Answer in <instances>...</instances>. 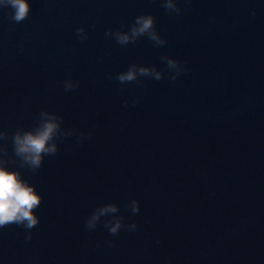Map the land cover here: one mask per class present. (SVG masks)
<instances>
[{
  "label": "clouds",
  "instance_id": "9594fccd",
  "mask_svg": "<svg viewBox=\"0 0 264 264\" xmlns=\"http://www.w3.org/2000/svg\"><path fill=\"white\" fill-rule=\"evenodd\" d=\"M180 2L181 0H161V6L167 13L179 16L184 12ZM183 2L190 4L191 0H183ZM9 8L12 10L9 13V18L17 24L27 20L31 11L29 0H0V10ZM255 17L256 11L253 9L250 11V18L255 19ZM75 35L80 41L87 39L84 27H77ZM105 36L114 39L121 46L134 44L144 36L157 47H163L167 43L156 29V19L151 14L136 16L127 31L108 29ZM161 62L165 65L164 69H158L156 65L145 66L133 63L126 71L119 72L114 77L109 73L107 78H115L121 86H125L129 83H140L141 78L160 81L165 79L166 72L170 80L176 81L180 76L190 71L186 61L182 62L162 56ZM78 87V80L69 78L64 81L66 92L74 91ZM138 102V98L126 100L124 106L127 107L131 104L134 107ZM36 119L37 123L33 128L18 127L11 135L8 131L0 129V229L10 225L23 228L26 233V241L32 239V229L40 223L36 210L41 206L43 197L36 190L34 184L23 178L19 169H9L10 157L7 142L10 140L12 156L18 160L20 168H27L32 173H36L43 166L45 156H55L63 138L77 132L76 129L65 130L62 126L63 117L56 112L41 110ZM91 136V132L86 134L80 132L77 142L82 144L84 140L91 139ZM126 207L132 215L139 214L141 210L140 201L136 199L130 200ZM119 212L120 206L117 203H106L99 206L85 220V228L88 231H93L100 225L102 217H110L103 221V227L108 230L111 236L118 235L125 228L130 232L139 230V225L135 222L126 224L125 217ZM108 244L111 247L115 242L109 241Z\"/></svg>",
  "mask_w": 264,
  "mask_h": 264
},
{
  "label": "water",
  "instance_id": "95a60500",
  "mask_svg": "<svg viewBox=\"0 0 264 264\" xmlns=\"http://www.w3.org/2000/svg\"><path fill=\"white\" fill-rule=\"evenodd\" d=\"M234 59L264 143V0H208ZM255 9V19L250 11Z\"/></svg>",
  "mask_w": 264,
  "mask_h": 264
}]
</instances>
